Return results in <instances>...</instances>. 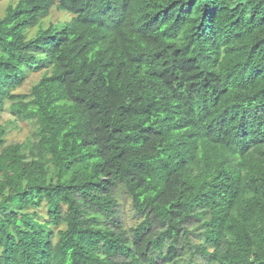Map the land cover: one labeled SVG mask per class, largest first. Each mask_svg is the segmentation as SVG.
Listing matches in <instances>:
<instances>
[{"label": "trees", "instance_id": "1", "mask_svg": "<svg viewBox=\"0 0 264 264\" xmlns=\"http://www.w3.org/2000/svg\"><path fill=\"white\" fill-rule=\"evenodd\" d=\"M5 102L0 264H264V0H16Z\"/></svg>", "mask_w": 264, "mask_h": 264}, {"label": "rangeland", "instance_id": "2", "mask_svg": "<svg viewBox=\"0 0 264 264\" xmlns=\"http://www.w3.org/2000/svg\"><path fill=\"white\" fill-rule=\"evenodd\" d=\"M16 0H0V16L3 15L6 6L9 3H15ZM70 14L66 11L58 10L55 7H51L48 14L44 16L35 26L28 28L27 35L30 37L35 34L37 29L40 26H48L49 24H60L70 18ZM46 68H40L34 71H30L25 77L21 79H14L15 86L13 88V92L15 93H25L29 90L30 86L39 79L40 75ZM8 102H5L4 108L1 111V120L6 121L9 119H13L14 117L10 115L8 111ZM31 125L28 122H18L17 125L11 127L10 131L7 133V141H21L30 131ZM119 213L122 216L124 225L126 228L134 225L138 219L134 215V211L131 207L130 200L126 197V195L121 194L119 196ZM41 215H44L45 210L44 207L39 209ZM195 261L198 264H203V260L199 257L195 258Z\"/></svg>", "mask_w": 264, "mask_h": 264}]
</instances>
